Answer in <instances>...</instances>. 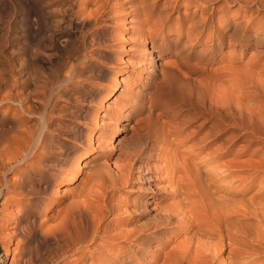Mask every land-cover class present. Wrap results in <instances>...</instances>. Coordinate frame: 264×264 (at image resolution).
<instances>
[{
  "label": "bare ground",
  "instance_id": "6f19581e",
  "mask_svg": "<svg viewBox=\"0 0 264 264\" xmlns=\"http://www.w3.org/2000/svg\"><path fill=\"white\" fill-rule=\"evenodd\" d=\"M207 1L200 0L202 3ZM113 2L115 5L117 1ZM170 3L177 5L187 3V0H170ZM95 34L96 30H93L91 48L87 52L71 55L70 66L62 78H52L49 84L46 81L42 85L47 90L38 104L29 105L32 98L27 100V97L13 91L20 83L26 82L19 81L18 71L13 70V80L7 93H1L0 103L16 101L25 114L37 117L35 126L30 130L22 128L25 131L15 130L16 133L5 132L0 135V196L11 194V207L7 212L4 210V214L0 212V221L13 219L18 233L16 236L19 237L15 242V250L21 248L19 250H24L20 252H25L27 239L32 235L50 242L44 258L29 251L21 255L22 264H57L58 259H64L66 264L88 260V264H107L114 260H118L119 264H138L147 253L150 258L160 256L161 247L166 245L163 239L165 233L172 234V237L169 236L170 241L181 233L188 234L177 244L174 240L170 242L177 246V251H172L175 254L169 257L170 264L185 260L191 263L194 260L203 261L201 264H242L254 260L257 253H264L256 250L250 231L253 224L250 220L258 215L260 220L257 224L264 227L261 218L264 217V141L257 142L254 138L264 131V107L262 111L254 109L240 104L231 96L236 99L235 102L231 100V92L226 89H220L219 92L210 90L207 86L209 82L206 84L203 76L195 85L199 95L196 93L195 96L184 97L182 92L178 96L185 102L188 111L199 116L205 113L216 116L213 125L218 131L214 138L206 141L210 137L207 132L196 143L198 150L202 151L211 142L219 141L210 157H207L208 161L212 159L216 163L214 166H208V162L201 158H194L185 149L181 151V142L170 141V135L180 130H172L162 117L159 118L164 133L160 135V145L155 147L158 156L152 157L153 132L141 124L139 114L134 111L123 114L129 104L127 102L115 114H111L112 125L106 123L105 130H99L98 134L100 137L103 133H116L124 117L133 122L132 125L125 124L126 133L118 139L123 146L116 157L118 162L122 161L117 167L118 172L112 174L106 164L93 165L92 172L87 176V186L72 191L68 202L43 219L45 211L51 209L54 201L49 191L55 188L57 192L58 184L73 180L78 173L79 158L93 151L88 147L92 141V102L101 99L100 92L112 89L96 83L102 80L103 73L114 75L116 71L113 66L104 65L105 56L114 53L98 47L101 42L94 37ZM229 35L224 36V39L239 37L234 32ZM244 36L247 37V33ZM240 41L245 42V38ZM152 47L157 53L166 47L175 49L164 41L153 42ZM173 68L181 71L180 63L176 62L173 67L166 66L167 71H174ZM165 73L160 78L153 75L150 84L155 92L162 93L169 88ZM107 79L111 86L115 84L112 78ZM133 105L132 102L129 106L132 108ZM228 125L233 133L226 142L222 136L230 130ZM241 127L244 128L243 132L239 131ZM241 136L246 139L241 140V150L236 151L235 142ZM142 142H148V148L140 147ZM254 143L256 146L251 148ZM167 145L170 148H166ZM249 149H252L250 156L240 161V156L246 155ZM191 151L194 153V150ZM147 153L150 160H161L162 165H139ZM258 155L259 158L256 157ZM225 157L231 158L220 161ZM85 163L89 168L90 161H84L81 168L85 167ZM10 172L14 180L7 177ZM135 174H138L137 179L133 178ZM159 182L164 185H159ZM126 186L134 188L137 197L125 202L131 210L122 215L117 208L121 201L115 198V193L121 192ZM239 187H246L253 192L240 199ZM49 220L55 224L48 225ZM261 234L263 237L259 243L263 248L264 233ZM241 235L247 241L242 240ZM223 250H227V255L220 259L219 253ZM78 253V258H69ZM241 258H244L242 262Z\"/></svg>",
  "mask_w": 264,
  "mask_h": 264
},
{
  "label": "rangeland",
  "instance_id": "374dc122",
  "mask_svg": "<svg viewBox=\"0 0 264 264\" xmlns=\"http://www.w3.org/2000/svg\"><path fill=\"white\" fill-rule=\"evenodd\" d=\"M116 1L114 5L113 0H0V97L1 93L8 91L14 71H18L19 81L26 82L20 83V86L13 91L22 97H27V100L32 98L31 101L29 100V105L38 104L42 94L47 90L42 85L46 81L49 84L52 78L58 76L62 78L70 66L71 55L76 52L83 54L91 48L90 39L93 37L91 35L93 30H96L94 37L101 42L98 47L114 53V55L107 54L105 56L107 59H104L103 63L105 66H113L115 74L103 73L102 80L96 81L101 86L112 89L100 92L101 99L92 102L94 105V112L90 113L92 141L88 147L93 151L79 158L78 173L73 180L58 184L57 192L55 188L49 191L48 194L54 201L51 209L45 211L43 219L53 215L68 202L72 191L79 190L83 185L87 186V176L92 172L93 165L106 164L112 174L118 172L117 167L122 161L118 162L116 157L119 149L123 147L118 139L126 133L125 124L132 125L133 122L127 121L124 117L120 120L116 133L110 135V132H107L100 137L98 134L99 130H105L106 123L112 125L111 114H115L121 106L128 104L127 102L129 104L123 114L126 115L130 111L139 114L141 124L154 133H152L153 139L151 138L152 157L158 156L155 154L156 148L160 145V138L164 133L159 118L162 117L172 130H180L177 134L170 135V141L181 142V151L185 149L194 158L207 161L208 166L216 164L212 159L208 161L207 157H210L219 141L211 142V145L202 151L198 150L196 143L198 138L207 132L210 134V137L208 136L210 139L207 138L206 141L214 138L218 128L213 123L217 118L215 115H208L209 113L199 116L188 111L185 102L178 94L183 92L184 97L195 96L196 93L199 95L195 85L203 76L205 83L209 82L207 86L210 90L219 92L220 89H226L231 92L230 97H235L240 104L263 110L264 0H208L206 3L200 0H187V3L177 5L170 3V0ZM233 32L236 36L239 34V37L232 40L224 39V36H230L229 34ZM246 33L247 37L244 36ZM243 38L245 42L242 43L240 40ZM163 41L175 49L166 47L160 53L155 52V47H152L153 42ZM176 62L180 63L181 71L175 68L174 71L166 70L167 65L173 67ZM164 73L169 88L162 93L155 92L150 84L153 75L156 74L157 78H160ZM107 78H112L115 84L111 86ZM233 97L231 100L236 102ZM132 102L134 105L131 108L129 105ZM16 103V101L0 103V133L2 132L0 135L5 132L16 133L15 130H18L17 132L27 128L30 130L35 126L37 117L25 114ZM228 127L230 128L229 125ZM240 130L244 131V128L241 127ZM231 132L233 133L230 128L222 139L227 142L232 136ZM261 133L254 136L257 142L264 141L262 135L264 131ZM97 136L100 139L96 140ZM243 139H246L245 136H241L235 142L236 151L241 150ZM140 145L148 148V142H142ZM255 146L254 143L251 148ZM168 147L170 148L169 145L166 148ZM191 150H194V153ZM249 153H252V149H249L246 155L240 156L239 160L247 159ZM229 158L231 157H225L220 161ZM84 161H90L89 168L86 167L88 166L86 163L85 167L81 168ZM161 163L158 159L150 160L147 153L143 162L138 164L155 167ZM137 176L138 174H135L133 178L137 179ZM7 177L14 180L12 172L8 173ZM158 184L164 185L163 182ZM139 186L141 187V184ZM239 188L240 199L246 198L253 192V190L248 191L246 187ZM133 189L126 186L121 192L115 193V198L121 201L117 204V208L122 215L131 210L125 202L129 198L137 197ZM10 196V193L0 196V212L2 211L3 214L11 207ZM261 218L264 226V217ZM259 220V215L250 220L253 223L250 231L255 240L256 250L264 252V247L262 248L259 243L263 237L261 233H264V227L257 224ZM51 221L47 222L50 226L55 224ZM17 234L13 219L0 221V264H22L21 255L29 251L37 257L44 258L50 242L32 235L27 239L25 252H20L24 249H14L15 242L19 238ZM169 236L172 237V234L163 235L166 245L161 247L159 257L150 258L147 253L145 259L138 264H170V255L177 251L175 245L183 241L188 234L181 233L174 237L172 240L176 241L175 245L170 243L172 240H169ZM240 238L247 241L243 235ZM135 251L137 252V249ZM168 252H170L169 256ZM219 254V258L223 259L227 255V250ZM259 254L257 253L255 259L247 263L264 264V253ZM79 256L80 253L69 258L74 260ZM165 258H168V262ZM243 260L244 258H241L240 262ZM65 262L64 259L57 260V264H66ZM89 262L90 260L79 261L78 264ZM191 262L185 260L178 264H201L203 261ZM107 264H119V262L114 260Z\"/></svg>",
  "mask_w": 264,
  "mask_h": 264
}]
</instances>
